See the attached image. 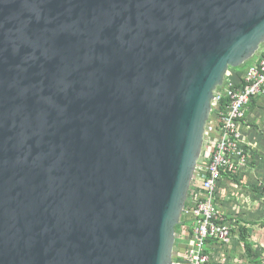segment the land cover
<instances>
[{
	"label": "water",
	"instance_id": "water-1",
	"mask_svg": "<svg viewBox=\"0 0 264 264\" xmlns=\"http://www.w3.org/2000/svg\"><path fill=\"white\" fill-rule=\"evenodd\" d=\"M264 0H0V264H173L216 90Z\"/></svg>",
	"mask_w": 264,
	"mask_h": 264
},
{
	"label": "built area",
	"instance_id": "built-area-1",
	"mask_svg": "<svg viewBox=\"0 0 264 264\" xmlns=\"http://www.w3.org/2000/svg\"><path fill=\"white\" fill-rule=\"evenodd\" d=\"M259 53L242 72L230 69L215 92L203 153L177 226L173 264H254L234 233L237 218L220 193L226 176L230 190L240 187L236 180L242 183L249 162L250 147L242 130L250 105L264 100V46Z\"/></svg>",
	"mask_w": 264,
	"mask_h": 264
},
{
	"label": "crops",
	"instance_id": "crops-1",
	"mask_svg": "<svg viewBox=\"0 0 264 264\" xmlns=\"http://www.w3.org/2000/svg\"><path fill=\"white\" fill-rule=\"evenodd\" d=\"M258 60L255 59L253 63ZM252 63V64H253ZM243 133L248 141L249 151V162L242 174V183L245 186H257L264 187V100H258L257 102L250 105L248 109V120L247 124L243 127ZM252 149V150H251ZM241 185V184H240ZM225 188V189H224ZM251 189V188H250ZM256 189L253 192H256ZM242 190V189H241ZM231 191L229 188V182L225 184L220 193L221 200L228 202V205L239 204L240 198L234 203L231 202ZM232 207H237L232 206ZM241 210V209H240ZM240 213V212H239ZM235 214V215H234ZM240 214L234 212L231 214L236 219V216ZM247 221V220H246ZM249 229V227H248Z\"/></svg>",
	"mask_w": 264,
	"mask_h": 264
},
{
	"label": "rangeland",
	"instance_id": "rangeland-1",
	"mask_svg": "<svg viewBox=\"0 0 264 264\" xmlns=\"http://www.w3.org/2000/svg\"><path fill=\"white\" fill-rule=\"evenodd\" d=\"M257 55H260V53ZM256 56L248 63H252V61L256 59ZM239 184H241L240 187L234 185V188L230 190L232 194L231 202L234 203L238 200L237 197H239V204H233L232 206H237L235 208L231 205H229V207L232 212L240 214V216L237 215L236 218L242 220V222L250 224L248 227L251 234V240L254 242L253 249L256 251L260 260H262L264 258V187H259V191L253 192V187L256 189L257 186L249 187L245 186L244 183ZM256 260L258 261L257 257ZM254 264L258 263L254 262Z\"/></svg>",
	"mask_w": 264,
	"mask_h": 264
},
{
	"label": "trees",
	"instance_id": "trees-1",
	"mask_svg": "<svg viewBox=\"0 0 264 264\" xmlns=\"http://www.w3.org/2000/svg\"><path fill=\"white\" fill-rule=\"evenodd\" d=\"M264 46V45H263ZM259 57V55L256 56V59ZM253 63V61H252ZM251 64V63H250ZM249 63H247L245 66L238 68L236 70L238 71H243L248 65H250ZM234 71H236L235 69H232ZM236 76L240 77V74H236ZM228 176H226V181L229 182L230 180L227 179ZM236 182L240 183L241 179H237ZM255 190V188H254ZM260 189H256V191H259ZM236 224H237V228H235L234 233L235 234H239L240 236V241L245 245L246 247V251L248 253V256L250 258V260L252 261V263H258V264H264V258L262 260H260V258L257 256L256 251H254L253 247H254V242L251 240V234H250V230L248 229V225H250L249 223H245L242 222V220L238 219L236 220ZM263 225H264V221H263ZM178 231V228H176V232ZM256 257L258 259V261L256 260ZM254 259V261H253ZM263 261V262H262Z\"/></svg>",
	"mask_w": 264,
	"mask_h": 264
}]
</instances>
